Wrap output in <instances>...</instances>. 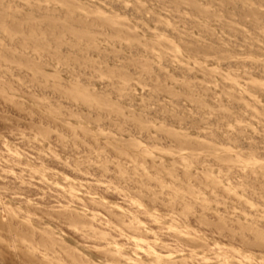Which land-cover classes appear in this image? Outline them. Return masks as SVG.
I'll list each match as a JSON object with an SVG mask.
<instances>
[{"label": "rangeland", "instance_id": "1", "mask_svg": "<svg viewBox=\"0 0 264 264\" xmlns=\"http://www.w3.org/2000/svg\"><path fill=\"white\" fill-rule=\"evenodd\" d=\"M0 264H264V0H0Z\"/></svg>", "mask_w": 264, "mask_h": 264}, {"label": "bare ground", "instance_id": "2", "mask_svg": "<svg viewBox=\"0 0 264 264\" xmlns=\"http://www.w3.org/2000/svg\"><path fill=\"white\" fill-rule=\"evenodd\" d=\"M24 45V44H23ZM21 47V46H20ZM56 88H58V87H56ZM62 89V88H61ZM61 91V90H60ZM68 94H70V93H68ZM69 97V96H68ZM74 97V96H73ZM70 98V97H69Z\"/></svg>", "mask_w": 264, "mask_h": 264}]
</instances>
